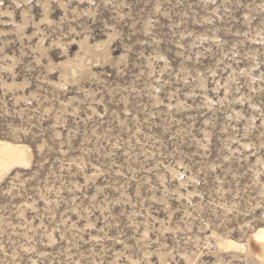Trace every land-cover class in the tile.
<instances>
[{"label": "rangeland", "instance_id": "374dc122", "mask_svg": "<svg viewBox=\"0 0 264 264\" xmlns=\"http://www.w3.org/2000/svg\"><path fill=\"white\" fill-rule=\"evenodd\" d=\"M0 139V264H259L264 0H0Z\"/></svg>", "mask_w": 264, "mask_h": 264}, {"label": "bare ground", "instance_id": "6f19581e", "mask_svg": "<svg viewBox=\"0 0 264 264\" xmlns=\"http://www.w3.org/2000/svg\"><path fill=\"white\" fill-rule=\"evenodd\" d=\"M27 146L24 143L0 139V181L14 166H25L31 162L28 157L29 146ZM218 243L223 248H234L244 251L253 256L259 264H264V226H259L254 230L249 237L247 245L231 238L219 239Z\"/></svg>", "mask_w": 264, "mask_h": 264}]
</instances>
